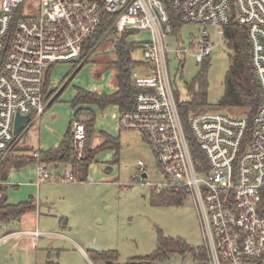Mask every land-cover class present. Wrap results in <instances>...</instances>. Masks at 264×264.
I'll list each match as a JSON object with an SVG mask.
<instances>
[{"label": "built area", "instance_id": "2783aa9c", "mask_svg": "<svg viewBox=\"0 0 264 264\" xmlns=\"http://www.w3.org/2000/svg\"><path fill=\"white\" fill-rule=\"evenodd\" d=\"M28 1L0 0V53L9 44L0 68L2 157L19 140L13 132L15 116L30 117L25 131L46 111L52 100L46 79L55 65L81 67L113 32L149 33V40L138 43L140 67L149 76L131 73L141 92L134 110L119 116L120 128L139 132L154 156L162 178L147 185L157 193L187 191L201 223L209 264L264 263V0H38L33 15L26 10ZM172 13L183 25L213 27L221 35L232 20L246 28L261 98L251 121L208 111L192 115L186 129L169 76L168 55L189 54L201 63L210 56L212 43L204 30L186 47L169 49L165 40L174 34ZM107 21L99 41L83 54L86 42ZM73 131L80 156L83 125L74 121ZM191 139L204 159L194 158ZM45 167L37 166V185L51 180ZM138 172V176L146 173L141 161ZM61 179L76 181L70 172ZM31 234L37 237L40 232Z\"/></svg>", "mask_w": 264, "mask_h": 264}, {"label": "rangeland", "instance_id": "374dc122", "mask_svg": "<svg viewBox=\"0 0 264 264\" xmlns=\"http://www.w3.org/2000/svg\"><path fill=\"white\" fill-rule=\"evenodd\" d=\"M37 2L38 0L28 1L26 6L28 15L34 14L32 11ZM204 30L212 43L209 65L205 72L206 101L212 106L217 105L225 93L226 73L229 69L231 52L226 47L223 36L213 27L182 24L165 40V43L171 50L181 49L192 41H197ZM134 35L136 39L133 40L137 47L131 52V58L141 62L143 56L138 43L149 40L150 35L145 32ZM114 38L113 34H109L100 41L90 52L87 63L79 71H76L77 63L73 64L74 68L70 64H58L53 67L50 76L52 83L60 84L64 76L67 79L75 76L64 90L66 93L64 92L62 96L63 100L71 96V90L75 91L76 86L86 88L89 85L99 83L104 85L110 82L111 70L104 71L101 76L98 73L107 69L108 64L115 60ZM168 66L175 100L176 102L185 100L187 84L192 82L203 66L189 54L178 56L173 52L168 55ZM132 73L140 77L149 76L142 67L133 68ZM88 107L85 105L83 109ZM64 109L63 102L56 107L60 121L63 119ZM210 112H220L239 118L244 116L242 109L227 107ZM35 121L29 131L30 143L37 148L39 139L47 143L52 140L56 129L53 125L51 128L47 125L48 122L44 123L42 119L39 122ZM121 130L119 162L114 165L115 171H106L107 167L113 166L107 153L101 154L98 157L99 161L92 165L91 174L88 175L86 182L62 181L61 178L69 172L64 164L45 167V172L50 174L52 179L43 182L47 188H42L41 201L39 194L37 195L36 205L39 209L36 207L33 212L25 214L19 222L0 224V264H46L47 262L105 264L100 258L93 257L91 251L89 252L90 245L95 241L104 251L117 252L118 262L125 263L128 259L150 255L156 248L158 231L165 237L181 239L192 247L204 245L201 223L192 200L187 197L180 206L156 204L155 194L147 184L159 182L162 177L158 173L151 149L136 130ZM93 140L99 141L100 138L97 136ZM18 145L23 147L27 144L24 141ZM140 161L147 178L136 182L134 177L139 175ZM34 165L38 166L37 163ZM36 180L37 173L34 184ZM28 198L23 201H27ZM60 218L67 220L66 227L60 225ZM35 230L42 236L37 239L34 249L26 235L28 231ZM12 232L15 234L11 235ZM8 233L10 235L5 236ZM156 264L195 263L188 254L185 256L175 254L169 261Z\"/></svg>", "mask_w": 264, "mask_h": 264}, {"label": "trees", "instance_id": "16d2710c", "mask_svg": "<svg viewBox=\"0 0 264 264\" xmlns=\"http://www.w3.org/2000/svg\"><path fill=\"white\" fill-rule=\"evenodd\" d=\"M172 18L173 32H175L182 24L176 20V16L173 13ZM108 24V21L107 23H102L97 33L86 42L83 54L86 55L99 41ZM112 34L115 36L113 40L115 60L109 63L107 68H114L116 70L117 91L111 94L96 93L76 87L75 95L70 101V106L74 111L73 120L61 138L59 145L56 148L43 151L31 150L26 146L20 147L17 142L13 149L4 157L0 154V179H6L11 169L18 171L27 165L37 163L44 164L45 166L64 164L77 181L86 182L88 180L89 167L94 163L95 158L105 151H113L110 163L111 165L118 164L120 153L118 137H113L102 132V143L97 146H92L91 141L96 133V116L92 110L81 108V106L88 105L96 106L99 110H104L108 106H117L120 114L134 110L135 97L141 92V88L133 83L131 77L132 69L142 65L141 62L131 58V52L137 47V44L127 41L132 35L130 31L123 32L119 35H116L114 32ZM222 36L226 47L231 52L229 54V69L226 73L225 93L217 105L211 106L206 101L207 85L205 72L209 65L208 60L210 56H208L201 62L203 67L199 74L190 84H187V98L177 101L179 114L186 129H188L189 118L200 112L214 111L226 107L242 109L244 116L251 121L260 107V88L250 62V47L246 28L232 20L224 27V34ZM8 46L9 44L7 43L3 52L0 53V68L8 52ZM86 63L87 59L76 71H79ZM46 84H50V76H47ZM74 121L81 123L84 128V141L80 156L75 151L74 131L72 127ZM22 132L23 130H19L16 133L19 139L23 138ZM190 145L194 158L196 160L199 158L204 159L192 139L190 140ZM34 153L37 154V157H34ZM2 188L0 187L2 190L0 192V224L7 225L12 222H19L25 214L33 212L36 209L33 197H29L27 201L16 204H7L6 193ZM153 193L155 194L156 204L162 206H180L187 198L186 190L172 189ZM60 224L65 227L67 220L61 218ZM91 253L93 257L100 258L105 264H156L158 262L169 261L170 257L175 254L181 256L188 254L195 264H209L210 262L208 252L204 245L192 247L181 239L165 237L160 231H158L156 248L150 255L128 259L125 263H119L117 252L112 250ZM46 264L57 263L47 262Z\"/></svg>", "mask_w": 264, "mask_h": 264}, {"label": "crops", "instance_id": "0c3cea01", "mask_svg": "<svg viewBox=\"0 0 264 264\" xmlns=\"http://www.w3.org/2000/svg\"><path fill=\"white\" fill-rule=\"evenodd\" d=\"M135 37H136V35L130 36L127 39V41L134 43L133 39H136ZM136 42H138V41H136ZM139 42H142V41H139ZM107 70H111V74H112L109 83L104 84V85H102L100 83L94 84V85H89L83 89H86V90L91 91V92H96V93L105 92V93L111 94V93L116 92L117 91L116 70L114 68H107L98 74L101 76V75H103L104 71L106 72ZM74 77L75 76H72L71 78L67 79V77L64 76L62 81L60 82V84L59 83L58 84L52 83L51 79H50L49 90L51 91V94H52V100H51L50 104L48 105L44 114L39 119H37V121L39 122V120L42 119V121L44 123L48 122L47 125H50L51 128L53 125V128L56 129V133L54 135H52V140H49L47 143H44L43 141H41V139H39L37 148L36 147L34 148V146L30 143L31 142V134H30L29 130L32 128V126L36 122L35 121V122L31 123L25 131L22 132L23 138L22 139L20 138L18 140V143H23L25 141V143L27 144L25 146L32 148V149H35V150H43V151L56 148L59 145L61 138L65 134V132H66L70 122L73 120L72 118L74 116V111L72 110L71 106L69 105V102H70V100H72L71 97L72 98L74 97L75 91L71 90L72 94H71V96L67 97L66 100H63V98H62V96L65 92L64 90L66 89V87L69 85V83L72 81V79ZM102 78L104 79L105 77H102ZM63 87H64V89H62ZM76 87H79V86H76ZM80 88H82V87H80ZM67 90H69V89L67 88ZM54 98H56V100H54ZM62 102H63V104H65V109L62 113L63 119L60 121V114L58 116L57 111H56V107H58L59 104L62 105ZM84 106H81V108H83ZM86 107H88V105H86ZM88 109L92 110L96 116V120H95L96 133L94 134L93 138L97 137V136L100 138L99 141H94L92 138V141H91L92 146H97L100 143H102V141H103V136L101 135L102 132L107 133L113 137H118V139L120 138L122 130L119 127L120 112H119V109L117 106H108L104 110H99L96 106H89ZM103 153H107L108 158H110V160L112 159L113 151H105ZM103 153H101V154H103ZM101 154H99L95 158L94 163L99 161L98 157ZM92 165L89 167L88 175L91 174L90 169H91ZM55 167H57V166H55ZM112 167L111 168L107 167L106 171L107 170L109 172L115 171L116 169L114 167H116V166L113 165ZM37 172H38L37 166H35L34 164L33 165L31 164L29 166H26L25 168H22L19 171L11 169L6 176V179H4V180L0 179V187H3L2 189L6 193V203L7 204H16L19 202H23V200H25L27 197H33L35 200V205H36V200H37L38 194H39V199L41 201L42 188L43 187L47 188V187H46V185H44V183L37 185L35 182V184H34V180H35V176H36ZM51 179H52V177H51ZM1 191L2 190L0 189V192ZM46 199H48V198H46ZM36 207H37V205H36ZM37 208L39 209V207H37ZM60 219H59V222H60ZM62 227H64V226H62ZM35 231H28V233L26 235L28 237V239L31 241V246L34 249L36 248L37 239H39L40 236H42L41 233L37 237L33 236L31 233H33ZM12 234H15V233L12 232L11 235ZM7 235H10V233L5 234V236H7ZM63 237H65V235H63Z\"/></svg>", "mask_w": 264, "mask_h": 264}, {"label": "water", "instance_id": "95a60500", "mask_svg": "<svg viewBox=\"0 0 264 264\" xmlns=\"http://www.w3.org/2000/svg\"><path fill=\"white\" fill-rule=\"evenodd\" d=\"M29 121H30V117L28 115L21 116L17 114L14 120L13 132L17 133L19 130H23L25 125H27ZM140 178H144V179L147 178V174L142 173L140 176H135L134 180L136 182H139ZM89 249H90L89 251L91 252H102L104 250L97 241H95L93 245H90Z\"/></svg>", "mask_w": 264, "mask_h": 264}]
</instances>
